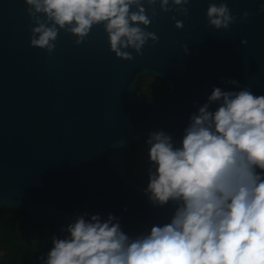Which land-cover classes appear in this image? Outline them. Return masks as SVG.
Wrapping results in <instances>:
<instances>
[{"label": "water", "instance_id": "water-1", "mask_svg": "<svg viewBox=\"0 0 264 264\" xmlns=\"http://www.w3.org/2000/svg\"><path fill=\"white\" fill-rule=\"evenodd\" d=\"M210 2L191 0L187 17L157 4L147 30L159 42L150 39L143 55L127 49L134 59L125 60L110 50L103 24L80 45L60 29L52 53L33 47L25 0H0V208L59 229L84 212L112 213L130 237L170 222L175 204L153 206L128 176L126 149L169 123L186 125L213 86L239 90L221 78L264 95V13L256 14L264 0H227L237 17L227 30L209 25ZM244 11L253 14L241 22ZM144 74L168 88L143 97L136 83Z\"/></svg>", "mask_w": 264, "mask_h": 264}, {"label": "clouds", "instance_id": "clouds-1", "mask_svg": "<svg viewBox=\"0 0 264 264\" xmlns=\"http://www.w3.org/2000/svg\"><path fill=\"white\" fill-rule=\"evenodd\" d=\"M34 23L30 44L52 53L60 29L82 44L93 26L103 24L110 50L134 59L158 35L148 31L158 15L175 11L187 17L191 0H25ZM145 4L150 7L149 17ZM264 13V2L256 14ZM244 11L240 21L250 15ZM210 26L229 29L237 17L227 0H212L206 12ZM46 17V19L44 18ZM175 20V16L173 17ZM183 28V21L176 20ZM247 44L246 39L241 40ZM188 53V45H183ZM239 90L213 89L191 113L179 141L165 130L150 132L147 178L143 189L153 206L170 202V222L154 224L130 237L112 213L74 217L40 264H264V95L238 80L221 78ZM217 107L213 110L212 105Z\"/></svg>", "mask_w": 264, "mask_h": 264}, {"label": "trees", "instance_id": "trees-1", "mask_svg": "<svg viewBox=\"0 0 264 264\" xmlns=\"http://www.w3.org/2000/svg\"><path fill=\"white\" fill-rule=\"evenodd\" d=\"M136 86L148 99L160 96L168 88L166 81L157 77L145 80L143 75L138 78ZM186 125L169 123L162 130L179 141ZM147 136L133 141L126 149L128 176L145 187L148 182ZM54 234L62 235L53 220L37 221L20 208H0V250H7L0 258V264H40L38 257L52 247Z\"/></svg>", "mask_w": 264, "mask_h": 264}, {"label": "rangeland", "instance_id": "rangeland-1", "mask_svg": "<svg viewBox=\"0 0 264 264\" xmlns=\"http://www.w3.org/2000/svg\"><path fill=\"white\" fill-rule=\"evenodd\" d=\"M143 76H144L145 80H149V79H154L155 78V76L151 75V74H144Z\"/></svg>", "mask_w": 264, "mask_h": 264}, {"label": "flooded vegetation", "instance_id": "flooded-vegetation-1", "mask_svg": "<svg viewBox=\"0 0 264 264\" xmlns=\"http://www.w3.org/2000/svg\"><path fill=\"white\" fill-rule=\"evenodd\" d=\"M6 253H7V250H0V258H3Z\"/></svg>", "mask_w": 264, "mask_h": 264}]
</instances>
